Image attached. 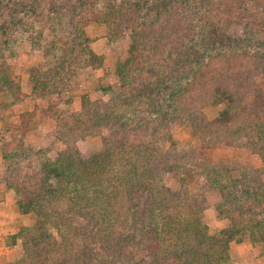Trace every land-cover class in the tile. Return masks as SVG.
I'll use <instances>...</instances> for the list:
<instances>
[{
    "label": "trees",
    "instance_id": "trees-1",
    "mask_svg": "<svg viewBox=\"0 0 264 264\" xmlns=\"http://www.w3.org/2000/svg\"><path fill=\"white\" fill-rule=\"evenodd\" d=\"M165 1L121 0L107 5L115 14L128 7L137 17L130 29L128 55L116 66L120 90L109 101L84 98L76 113L86 122L80 124L82 130L90 134L106 130L100 151L82 157L75 145L77 135L62 130L57 136L66 147L55 158L25 145L24 132L48 113L37 107L21 114V126L9 141L0 137L5 184L19 195V213L33 218L31 226L21 227L10 236L12 244L20 238L23 249L22 256L10 264H229L232 242L264 245V206L255 214L238 202L240 184L249 173L223 179L220 176L226 171L213 168L205 153L218 146L246 145L238 130L249 123L247 119L257 108L250 98L249 78L235 72L232 64L202 76L194 84L190 83V73L176 71L173 48L183 44V31L196 13L185 6L187 11H169L170 6L164 8ZM61 2L79 8L88 0ZM50 13L54 36L43 49L44 61L30 68V94H21L15 77L2 78L8 82L6 89L14 101L44 93L52 75L61 78L65 29L59 25L64 8L58 4ZM106 16L102 14L100 19L109 24ZM112 19L120 23L118 16ZM117 39L112 34L109 41ZM83 56L85 67L102 64L101 56L91 51ZM60 83L54 88L56 92L67 91L68 84ZM207 106L221 109L207 119L203 112ZM143 112L148 120L136 124ZM152 121L160 123L157 132L147 130ZM173 122L187 125L197 144L179 149L168 130ZM143 126L145 132L135 136L137 128ZM247 146L252 144L247 142ZM253 147L255 151L264 149ZM33 158L38 162L37 169L31 170L33 176L22 174L20 161ZM186 166L200 167L210 186L220 191L216 219H229V225L211 233L203 221L208 208L203 196L191 193L185 182L175 191L165 184L166 171ZM250 193L244 190L242 197L254 198ZM259 199L264 200V194Z\"/></svg>",
    "mask_w": 264,
    "mask_h": 264
},
{
    "label": "rangeland",
    "instance_id": "rangeland-1",
    "mask_svg": "<svg viewBox=\"0 0 264 264\" xmlns=\"http://www.w3.org/2000/svg\"><path fill=\"white\" fill-rule=\"evenodd\" d=\"M61 1L0 0V137L9 141L21 126L19 120L23 112L35 107L43 108L48 113L41 117L35 127L24 132V144L55 158L66 147L57 136V132L62 130L77 135L79 139L75 145L81 156L88 158L102 149V135L106 130L91 134L88 130H82L80 124L86 122L77 118L76 113L80 111L84 98L109 101L112 94L120 90L121 79L116 74V66L128 55L130 29L135 25L137 15L128 7L123 8L119 14L107 7L108 4H119L121 0H88L86 5H79V8H69ZM165 3L164 8L170 6L169 11H187L193 8L196 13L183 31V44L173 48L171 58L176 64V71L184 69L185 74L190 73V83L194 84L202 76H209L222 66L232 64L235 72H241L249 78L250 98L257 108L253 111V116L247 119L249 123L238 130L241 141L246 142V145L218 146L205 153L213 168H223L226 171L224 177L220 176L223 179L226 176L238 178L244 171L249 173L247 179L242 178L238 202L251 208V212L259 214L264 206V200L259 199L264 194V149L255 151L253 145L258 148L264 146V0H190L185 5L167 0ZM58 4L64 8L59 26L65 29L62 39L64 45L61 46L65 51L64 66L60 69L61 78L59 80L52 75L53 80L47 87L49 89L42 84L46 88L44 93L35 98L14 101L11 91L6 89L8 82L2 78L15 77L21 94H30V68L44 61L43 49L54 36L50 26V12ZM184 6L187 7L186 10ZM102 14L107 15L109 24L101 21ZM114 16L120 18V23L119 20L113 22ZM109 34L118 39L109 41ZM33 36L38 39H33ZM89 51L101 56L102 64L99 67L83 65V55ZM60 82L68 84L67 91L56 92L54 88L60 86ZM220 109L221 106H207L203 112L207 119H212ZM59 115L62 119H56ZM148 118V114L143 112L138 115L136 124L142 120L146 122ZM147 130L157 132L160 130V123L152 121ZM168 130L179 149L197 144V139L190 133L187 125L169 123ZM143 132L145 127H138L135 136L138 137ZM145 136L147 138L148 134ZM247 142L252 146H247ZM167 144L166 142L165 145ZM18 166L22 169V174L28 172L33 176L31 170L37 169L38 162L35 158L26 159L21 160ZM5 171L6 162L0 153V264H10L22 256L21 239L17 237L12 244L10 236L18 233L21 227H29L33 223L30 214L19 213V195L6 186ZM22 179L26 181L27 177L23 175ZM164 182L174 191L179 190L182 182H185L191 193L203 196L208 204L203 221L211 233L230 224L229 219H216L215 206L221 201V194L216 187L210 186L209 179L200 167L169 169L164 173ZM244 190L251 192L254 198L242 197ZM255 247L258 251L264 250V245L258 244ZM236 259L237 256L233 254V260L230 257L229 264H234Z\"/></svg>",
    "mask_w": 264,
    "mask_h": 264
},
{
    "label": "crops",
    "instance_id": "crops-1",
    "mask_svg": "<svg viewBox=\"0 0 264 264\" xmlns=\"http://www.w3.org/2000/svg\"><path fill=\"white\" fill-rule=\"evenodd\" d=\"M237 256L234 264H264V254L262 251L249 242L233 243L230 246V257Z\"/></svg>",
    "mask_w": 264,
    "mask_h": 264
}]
</instances>
